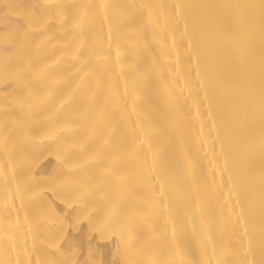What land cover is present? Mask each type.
<instances>
[{
  "label": "bare ground",
  "instance_id": "1",
  "mask_svg": "<svg viewBox=\"0 0 264 264\" xmlns=\"http://www.w3.org/2000/svg\"><path fill=\"white\" fill-rule=\"evenodd\" d=\"M0 264H264V0H0Z\"/></svg>",
  "mask_w": 264,
  "mask_h": 264
}]
</instances>
